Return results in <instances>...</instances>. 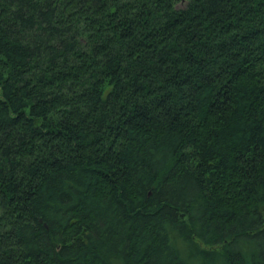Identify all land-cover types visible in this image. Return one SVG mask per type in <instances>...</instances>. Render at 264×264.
Masks as SVG:
<instances>
[{
	"label": "trees",
	"instance_id": "1",
	"mask_svg": "<svg viewBox=\"0 0 264 264\" xmlns=\"http://www.w3.org/2000/svg\"><path fill=\"white\" fill-rule=\"evenodd\" d=\"M0 264H264V0H0Z\"/></svg>",
	"mask_w": 264,
	"mask_h": 264
}]
</instances>
